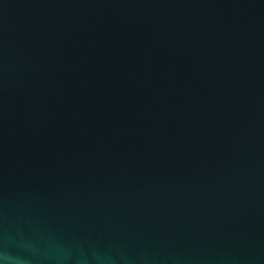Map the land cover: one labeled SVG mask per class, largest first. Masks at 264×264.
I'll list each match as a JSON object with an SVG mask.
<instances>
[{
	"label": "water",
	"instance_id": "1",
	"mask_svg": "<svg viewBox=\"0 0 264 264\" xmlns=\"http://www.w3.org/2000/svg\"><path fill=\"white\" fill-rule=\"evenodd\" d=\"M5 264H264V0H0Z\"/></svg>",
	"mask_w": 264,
	"mask_h": 264
},
{
	"label": "clouds",
	"instance_id": "2",
	"mask_svg": "<svg viewBox=\"0 0 264 264\" xmlns=\"http://www.w3.org/2000/svg\"><path fill=\"white\" fill-rule=\"evenodd\" d=\"M0 264H5L3 259H0Z\"/></svg>",
	"mask_w": 264,
	"mask_h": 264
}]
</instances>
